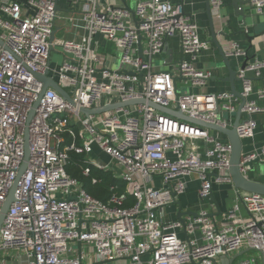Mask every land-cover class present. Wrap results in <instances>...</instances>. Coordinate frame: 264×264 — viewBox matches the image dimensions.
<instances>
[{
	"label": "built area",
	"instance_id": "built-area-1",
	"mask_svg": "<svg viewBox=\"0 0 264 264\" xmlns=\"http://www.w3.org/2000/svg\"><path fill=\"white\" fill-rule=\"evenodd\" d=\"M57 1L0 5V211L23 163L26 132L30 153L0 228V264H216L241 251L255 255L237 264H264V196L234 188L232 147L219 140V133L146 103L101 115L80 112L144 100L192 120L232 128L241 101L230 91H207L212 72L196 62L210 43L202 39L184 0H137L133 11L115 0H68L76 9L69 23L83 25L79 43L50 41ZM247 1L252 15L264 14V0ZM224 2L209 0L211 14L220 20L226 19L220 15ZM96 36L121 49L118 68L110 66L111 57L97 53ZM174 38L181 59L163 60L164 70L154 72V60ZM259 40L264 44V34ZM56 48L60 61L51 68ZM225 56L248 57L235 42ZM46 71L73 104L51 87L42 93L37 76ZM263 73L264 60L258 59L236 71L245 99L235 128L242 143L258 129L253 116L264 115V106L253 99L264 102V89L252 83ZM262 134L258 146L242 149L239 172L249 181L256 180V167L264 165V129ZM95 150L109 162H85L81 175L88 178L92 169L112 173L125 185L124 193H115L113 186L106 204L66 172L70 155L89 157ZM189 181L199 184L202 201L210 198L213 185L232 186L235 204L222 215L224 225L204 210L187 217L185 225L166 219L165 209L185 193ZM97 183L93 178L91 184ZM127 196L133 199L130 207H124Z\"/></svg>",
	"mask_w": 264,
	"mask_h": 264
},
{
	"label": "crops",
	"instance_id": "crops-1",
	"mask_svg": "<svg viewBox=\"0 0 264 264\" xmlns=\"http://www.w3.org/2000/svg\"><path fill=\"white\" fill-rule=\"evenodd\" d=\"M245 1V0H244ZM5 2H18L20 4H24L25 0H0V5ZM123 2V3H122ZM122 2H117L114 4L123 5L130 11H133L135 3L137 0H122ZM231 0H225L224 6L220 10V15L225 20H220L217 15H212V20L214 22V26L217 32L223 31L226 35L225 37H220L219 42L221 48L225 54V51L228 50L233 42L237 43L240 46V49L245 50L247 52V58L249 61L254 59L264 60V44L260 43V36L255 37V39L248 43L247 38L253 37L256 29H264V14L261 16H255L253 20H247L246 25L244 22L234 15L232 7H230ZM185 9L188 13L189 17L194 19L200 28V35L203 40H211L210 30H209V21L207 15L204 13L205 10V0H184ZM244 10V13L247 16H254L250 12L249 5H245L241 7ZM76 13V9L70 5L68 0H58L56 4V14L57 18L54 23V37L53 39L56 41H70L74 43L81 42L84 36L83 25L80 21H76L71 25L68 21V18ZM228 29V31H227ZM259 37V38H258ZM94 48H96L97 53L100 56H108L111 57L110 66H117V50L116 47L112 43L106 42L101 36H96L94 38ZM57 50V48H56ZM230 61V67L235 72L240 67V65L244 62L245 59L241 58H228ZM158 60L162 59L168 62L179 61L181 59L180 49H179V41L174 38L168 41V46L165 52H163L162 56L157 58ZM60 61V60H59ZM196 66L200 69H207L212 72V79L210 80L207 91L208 92H217V91H230L229 83L225 80L228 77V70L223 63V59L219 56L217 49L213 44H210L209 50L203 52L200 58L196 62ZM214 79V80H213ZM218 81L220 85L218 88L215 87L213 90V82ZM253 86L255 89H264V73L261 78L252 80ZM235 87L238 92L241 90L240 81L235 82ZM255 101H257L258 105L264 106L263 101H258L255 97H253ZM253 118L258 123V129L255 132L254 138L244 140L243 141V150L248 151L252 148V146H258L263 141L262 130L264 129V115H256ZM245 142V143H244ZM258 174L260 173V166L255 169ZM256 182H260L264 184V175L257 176ZM224 189L233 190L232 186L228 184L223 185H213L212 194L210 198L204 199L203 201L199 199V184L195 181H189L185 193L177 198V201L167 207L165 209L166 219L170 221H174L177 211L178 205L181 207V212L185 214L184 218L188 217L186 214L191 213H199L201 210L206 211L209 214H214V220L223 225L222 219V211L220 210V205L223 203V199H220V193ZM234 192V190H233ZM215 205L216 207H214ZM179 236L182 239H185L183 231L179 232ZM88 254L92 256L93 252L91 249H87ZM148 258V256H147ZM145 260V257L144 259Z\"/></svg>",
	"mask_w": 264,
	"mask_h": 264
},
{
	"label": "water",
	"instance_id": "water-1",
	"mask_svg": "<svg viewBox=\"0 0 264 264\" xmlns=\"http://www.w3.org/2000/svg\"><path fill=\"white\" fill-rule=\"evenodd\" d=\"M115 1H120L122 2V0H115ZM205 10L204 13L207 15L208 17V21H209V30H210V36H211V40L209 41L210 44H213L214 47L217 49L219 56L222 57L223 59V63L225 65V67L228 70V77L225 80L226 82L229 83L230 85V92L238 97L241 101V104L238 106L237 108V112L235 114L234 117V122H233V126L231 129H223L220 128L218 126H214L211 124H205L196 120H192L186 116H184L179 110H170L167 108H163L160 107L158 105H155L151 102H145L144 100H140V101H129L126 103H118V104H112V105H106V106H102L99 108H93V109H80V112L84 115V116H93V115H101L104 113H107L109 111H112L114 109H118L121 107H125V106H129V105H134V104H143L146 103L149 107L157 110L158 112L164 113L166 115L172 116L176 119H179L181 121L184 122H188L191 124H194L198 127L201 128H206L208 130H211L213 132L219 133L220 135L224 136L225 139L228 141V143L231 145L232 147V151H231V155H230V168H229V174H230V178L231 181L233 183V186L235 189H239L242 190L244 192L247 193H252V194H259V195H263L264 196V184L260 183V182H256V181H249L246 180L239 172V164H240V158H241V154H242V149H243V143L242 141L238 138L237 134H236V130L235 128L239 125V121L241 119V108L243 107L244 103H245V99L240 95V93L236 90L235 87V82H238V79L236 78V72L234 70L231 69L230 67V61L229 59L226 58L220 42H219V38L220 37H225L226 35L224 34L223 31H219L217 32L214 26V22L212 20V15H211V11H210V7H209V0H205ZM245 5H249V2L247 0H231L230 2V7H232L234 15L238 18H240L244 24L246 25V21L247 20H253L254 18H256L255 16H247L244 13V10H242V6ZM255 30V35L253 37H248V43H251L255 37L257 38V36L261 35L264 33V29L260 30V29H254ZM54 37V32L50 37V41L53 40ZM142 52V46H141V36H139L138 38V44H137V53L139 57H142L141 55ZM264 53V50H263ZM249 61V58H246L244 60V62L241 64V67L244 68L245 65L247 64V62ZM48 75V71L45 72L44 75L42 76H37V79L43 84V89H42V93L48 88L51 87L52 89H54L65 101H67L70 104H73V101L70 99V97L68 96V94L62 89L60 88L56 82L54 80H52L50 77L47 76ZM214 80V79H213ZM39 104V100L33 105V109L31 110L28 120L31 119L33 113H34V109L38 106ZM30 153H29V143H28V134L27 132L25 133V137H24V159H23V163L21 164L19 170H18V176L16 178V181L12 187V189L9 191L8 196L4 202V204L2 205L1 211H0V228L2 225V222L5 218V215L8 211V208L10 207V205L13 203L14 201V192L17 188V184L19 182V180L21 179V176L23 175L24 171L27 168V163H28V159H29ZM178 205V211L175 217V220L180 222L181 225H185V214L181 212V207L179 204ZM188 217H197L198 214L197 213H187L186 214ZM208 217L213 219L214 218V214H208ZM245 251H241L240 253L236 254L235 256H233L231 259L226 260L225 258H221V261H219L216 264H232L233 261L240 255L244 254Z\"/></svg>",
	"mask_w": 264,
	"mask_h": 264
},
{
	"label": "rangeland",
	"instance_id": "rangeland-1",
	"mask_svg": "<svg viewBox=\"0 0 264 264\" xmlns=\"http://www.w3.org/2000/svg\"><path fill=\"white\" fill-rule=\"evenodd\" d=\"M57 53H58L57 50H54V52L51 53V57H50L51 58L50 59V67L51 68H53L56 65H58V62L60 60V56ZM121 56H122V51H121V49H118L117 56H116V59H117V62L118 63H119V61L121 59ZM153 66H154V68H153V71L154 72H158V71L164 70L163 63H162V59H160V60H158V59L154 60ZM122 67L125 70H130V67L129 66L123 65ZM115 68H118V66H115ZM204 70H207V69L205 68ZM219 85H220V83L218 81L213 82V90H215V87L218 88ZM178 86L180 87V84L179 83H178ZM179 90L181 91V87H180ZM223 117H225V115H223ZM219 140L224 141L225 140V137L222 136V135H220L219 136ZM79 157H81L82 163L83 162L84 163L85 162H90V161H95V162H99V163H108L109 162V160L105 156L99 154L96 150L89 157H84L83 155H80ZM82 163H81V167L75 166V168H74V173L76 175H78V178H80V179L83 177V176H81V170H82L81 168H83L84 166H87V165L82 164ZM70 164L71 163L69 161V163L67 165V168L69 167ZM67 168H66V172H67ZM70 171H72V168H70ZM92 171H96V170H93L92 169ZM261 175H264V165L263 166H260V173L259 174L256 171L255 177L261 176ZM235 198H236V195L233 192V190L224 189L223 191H221V193H220V199H223V203L220 205V210L222 211L223 214H225L232 207V205L235 204ZM213 206L216 207L215 205H213ZM242 210H243V208H242ZM244 216H245V214H244ZM237 253H235V254H237ZM254 255H255V253L253 251H248L245 254L239 256L238 258H236V260L234 261L233 264H237L239 262V260L246 259V258L252 257ZM143 259H144V257H143ZM145 260H147V256H145Z\"/></svg>",
	"mask_w": 264,
	"mask_h": 264
},
{
	"label": "trees",
	"instance_id": "trees-1",
	"mask_svg": "<svg viewBox=\"0 0 264 264\" xmlns=\"http://www.w3.org/2000/svg\"><path fill=\"white\" fill-rule=\"evenodd\" d=\"M69 161L71 164L67 168L68 174L72 178L78 180L81 183L84 190L89 195H91L94 199H97L101 201L102 203L106 204L110 198V195L113 192V191L112 192L110 191L113 186L116 187L115 193L125 192V185L122 182L115 180L113 178L112 173H102L98 171H91L88 178H83V177L81 179L78 178V175L74 173V168L75 166L81 167V163H82L81 157L72 154L69 157ZM82 164H84V162ZM70 168H72V171H70ZM93 178L98 180V183L95 185L91 184V181ZM132 204H133V199L127 196V201L124 207H130Z\"/></svg>",
	"mask_w": 264,
	"mask_h": 264
}]
</instances>
